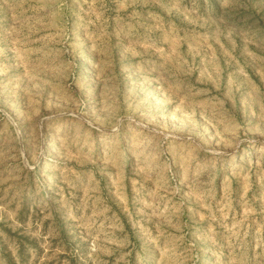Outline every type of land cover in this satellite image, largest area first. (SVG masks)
Masks as SVG:
<instances>
[{"label":"rangeland","instance_id":"rangeland-1","mask_svg":"<svg viewBox=\"0 0 264 264\" xmlns=\"http://www.w3.org/2000/svg\"><path fill=\"white\" fill-rule=\"evenodd\" d=\"M0 264H264V0H0Z\"/></svg>","mask_w":264,"mask_h":264}]
</instances>
